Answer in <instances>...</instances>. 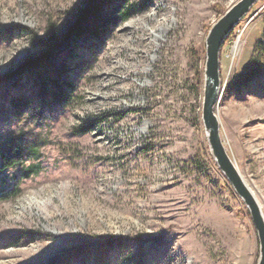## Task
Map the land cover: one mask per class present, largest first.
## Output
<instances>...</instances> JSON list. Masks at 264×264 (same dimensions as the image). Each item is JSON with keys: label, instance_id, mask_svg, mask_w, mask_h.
I'll return each mask as SVG.
<instances>
[{"label": "rangeland", "instance_id": "rangeland-1", "mask_svg": "<svg viewBox=\"0 0 264 264\" xmlns=\"http://www.w3.org/2000/svg\"><path fill=\"white\" fill-rule=\"evenodd\" d=\"M237 1L102 0L75 33L93 0H0V150L27 146L3 170L21 193L0 200V264L258 262L249 208L202 118L207 36ZM138 27L141 58L129 50ZM262 42L258 0L221 48L215 112L264 216ZM46 67L67 104L28 106ZM30 163L40 173L22 178Z\"/></svg>", "mask_w": 264, "mask_h": 264}, {"label": "water", "instance_id": "water-1", "mask_svg": "<svg viewBox=\"0 0 264 264\" xmlns=\"http://www.w3.org/2000/svg\"><path fill=\"white\" fill-rule=\"evenodd\" d=\"M258 0H239L233 4L211 27L207 36V61L202 118L212 153L235 191L249 208L258 232L260 257L256 264H264V216L257 198L246 184L235 162L230 157L221 137L220 121L215 106L220 92V52L227 36Z\"/></svg>", "mask_w": 264, "mask_h": 264}, {"label": "trees", "instance_id": "trees-1", "mask_svg": "<svg viewBox=\"0 0 264 264\" xmlns=\"http://www.w3.org/2000/svg\"><path fill=\"white\" fill-rule=\"evenodd\" d=\"M102 0H93L91 6L86 10L85 15L81 18L80 25L76 28L75 33H80L84 31L85 22L87 21V17L89 14H93L98 12V3ZM264 45V43H260ZM257 50V49H256ZM46 59L42 58L39 61H36L35 64L37 66L45 64ZM45 72L48 74L42 73V84H40V94L39 93H31L29 97H27L28 101L25 100L26 104L30 106L33 103V97L45 99L48 104L51 106L67 104L65 103L66 96L71 94V89L69 90L66 83L61 82L51 73L53 72L49 67H46ZM248 75V73L246 74ZM4 78H0V85L3 83ZM16 98V97H15ZM24 103V104H25ZM35 108V107H34ZM12 149H1L0 150V200H8L20 195L21 191L18 185H12L7 188H4L1 184L5 183L6 175L3 170L9 166L15 165L16 163H21L24 158L25 149L27 146L18 145ZM41 165L39 163H30L29 165L24 166L21 172L22 178H29L31 176L37 175L41 171ZM15 177V176H14ZM18 178V177H17Z\"/></svg>", "mask_w": 264, "mask_h": 264}, {"label": "bare ground", "instance_id": "bare-ground-1", "mask_svg": "<svg viewBox=\"0 0 264 264\" xmlns=\"http://www.w3.org/2000/svg\"><path fill=\"white\" fill-rule=\"evenodd\" d=\"M151 1H152V0H151ZM153 17H156V16L153 15ZM151 20H152V18H151ZM122 25H123V24H122ZM117 26H118V25H117ZM120 26H121V25H120ZM131 27H132V26L125 25L124 27L119 28L118 31L115 30L116 28H115L114 30L117 31V34H116L117 36H118V35L121 36V35H125V34H124L125 31H127V30H129V29H132ZM138 30H139L141 33L139 34L138 39H137L136 41L133 42L134 45H135V47H134V48H130L129 50H130V51L132 50V52L134 51V53H138V54L140 53L138 57L141 58V57H142V52H141L142 50H140V49H138V48H139L140 46H144V45H143V41H142V39H143L142 37H144V34H146V29H145L144 27H138ZM120 31H123V32H120ZM119 33H120V34H119ZM121 33H122V34H121ZM128 33H129V32H128ZM127 35H128V34H127ZM122 38H123V37H122ZM128 41H129V40H128ZM128 41H127V42H128ZM138 41L140 42V45L137 46V45L135 44V42H138ZM134 45H133V46H134ZM130 53H131V52H130ZM171 53H172V51H171ZM170 57H171V56H170ZM126 59H127V58H126ZM171 60H172V59H171ZM110 61H111V60H110ZM112 61H113V60H112ZM112 61H111L109 64L112 65V64H113ZM109 64H108V65H109ZM115 64H116V63H115ZM111 65H110V67H112ZM108 72H109V70H108ZM146 72H147V71H146ZM107 76H108V75H105V73H104V74H101V73H100V74H99V78H100L99 82H100V81H103ZM108 77H109V76H108ZM108 80H109V79H108ZM100 83H101V82H100ZM101 85H102L103 87H106V86H107V85H105V84H100V87H101ZM101 89H102V88H101ZM142 130H145V129L142 128Z\"/></svg>", "mask_w": 264, "mask_h": 264}]
</instances>
